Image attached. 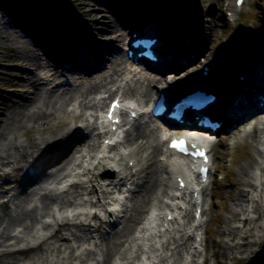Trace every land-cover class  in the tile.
Masks as SVG:
<instances>
[{
	"label": "rangeland",
	"instance_id": "1",
	"mask_svg": "<svg viewBox=\"0 0 264 264\" xmlns=\"http://www.w3.org/2000/svg\"><path fill=\"white\" fill-rule=\"evenodd\" d=\"M29 1L30 0H0V111L1 108H4V110H2V117H6L9 114L11 106L16 105L19 101L17 92L19 87L14 86V84H18L21 71H18L12 66L13 64L19 65L17 62L18 59L12 57L14 56V53H16L14 49H18L16 43L12 39L13 32L19 37H24L28 41L30 40L44 60L48 61L50 64L57 65L55 62H51L48 56L44 55L45 53L43 54L41 52V49L33 37L29 36L28 33L24 32L20 27H18V22L21 21L22 18L18 17L17 22L14 20L15 17H17L19 14L27 13L32 15L33 18H28L29 20L32 19L31 21L35 23V25L32 26L33 29L31 28V30L36 33L37 30L41 31L39 32L42 36L41 39L48 51L60 50L59 44L63 42L65 53H73L71 49L65 48V43H68L75 48H77V43H79L81 45H78V47L83 46L82 49L84 51L82 50V52L86 56L88 55L87 58L89 60L91 58V53L93 50H95L93 48L95 47V38L92 36L91 32H94L95 34L97 31H104L106 33V21H104L105 17H101V15L99 16L98 14V20L95 26H93V19L86 16V12L80 8V4H78L77 1L41 0L44 5L42 11L39 8H33L31 5H29ZM146 1L147 3L145 0H132L133 5L131 4L130 7H134L135 4L143 3V7L147 12H149L150 9H155L154 6L158 5L159 9L157 10V14L154 16V22L157 24H164L165 22L168 23L169 18H171L170 15L174 13L177 18H180L182 22L184 20L186 23L187 29L184 31L187 32V30H193L195 32L194 35L196 41L203 39L202 42L205 43V47H203L204 51L202 54V61L199 64L194 63L190 66H187V68L182 73H179L180 75L176 77V82L172 84L170 88H174L178 84H184V87L182 88L184 89L190 82H196V79H193V81H190V79L194 78L195 75H198L202 62L204 63L214 58L218 60V66L217 69H215V74L218 73V79L221 78L222 82H224V86H227L229 81H232L235 77L234 74H236L238 71L236 59L243 53L248 54L250 50L252 51L251 48H246L245 45L241 44L243 41L251 44L253 40H256L255 44H257V48L260 51V60L258 64L260 66L263 63L264 0H246L240 8V11L234 13V17L228 18L230 21L225 18V13L229 11V9L226 8V5L231 4L233 0H165L167 1V7L170 9L171 13H169V11L167 12V9L163 10L166 8V3L164 1ZM117 3L118 2L114 0L113 2L110 1L108 4L116 5ZM15 4L18 5L19 12H16V10L13 11L16 6ZM8 8H10L13 13L7 12ZM91 9L96 11L100 10L95 5H92ZM59 10L65 15L67 14L66 17L75 27L77 31L76 36H78L77 43H70L65 39V35L66 37H69V32L61 26L54 15V13L59 12ZM47 12H49L51 16H49ZM230 13L231 11H229V14ZM151 16L152 15L146 13L144 19L134 23L137 26L142 24H152ZM42 18L46 19L45 21L48 22L47 25H43V29L40 28L41 26L36 24L39 23V21L46 24ZM182 22L180 21L179 24L183 26L184 24ZM191 23L194 24L195 28ZM167 31H170V29L168 28ZM198 32L203 33L201 38H197ZM2 33L7 37L3 39ZM54 34H56L57 37H60V43L55 38ZM176 42H174L175 45ZM107 45L108 44L104 43V50L108 48ZM114 49L116 48L114 47ZM85 51L88 52L86 53ZM111 53L113 54L114 52L112 51ZM73 54H77V52ZM219 55H222L223 59L218 57ZM18 57L21 58L22 56ZM90 61L95 62L92 60ZM248 69H250L249 65ZM63 70H65L63 71V75L67 78L70 76H68L67 73L75 75L82 74V71L78 69L68 70L63 68ZM127 72L128 70H126L119 77L114 76L113 83H105L104 87L106 90H112L116 85H120L126 91L129 89L140 91L142 87L147 85L143 74L138 76L140 77L139 80H137V76L135 79L129 80L131 75L128 76ZM125 79H128V82H126ZM218 79H216L217 82ZM63 82H68L69 84L66 85L68 87H71L72 85L71 80L66 78L63 79ZM222 82H220V85L218 86H221ZM40 84H42L41 86L43 88H51V85L46 86L44 81H42ZM102 90L103 89H101V91ZM96 93L97 92L90 93L89 97H87V99L84 101V104H86V102H94V105H96L95 108L86 107V109H81L82 99L75 97L76 99L71 102V105L62 108L61 110L58 109L57 114L59 116H63L64 111L71 114H76L80 111L84 113L85 118H88V116L93 112H96V110L99 111L103 105L102 101L98 100L100 94L98 95ZM128 96L132 97L131 95ZM132 98L135 99L136 97L133 96ZM55 107L58 108L57 105ZM49 110L52 111L53 109L49 108L47 109V112ZM88 122L89 121L86 119L85 123L88 124ZM252 125L253 124H243V126L235 130L236 133H232L228 135V137H224L222 134L219 137L221 140L218 141V147L213 154L214 174L212 177V182L211 184L205 186V188H203L200 192L202 193L201 197L203 203V217L201 223L199 224L200 226L197 227L199 230H196L195 234L197 232V234L200 233V235L202 234V236H204L201 237V244L199 245L198 250L194 251L195 249H193V239L195 235L193 233V227L191 224L193 208L188 195H185L184 200H182L184 210L180 212L178 218L175 220L172 228L169 231H161L160 224L158 222H156V224L152 225L150 228H148L147 224H144L146 222L145 215L152 211L151 209H156L158 211L157 213H164V211L166 213L165 205L168 203L166 200L169 201L168 198H170L172 195L173 182L172 178H170V175H167L165 171H163L159 172L162 182L156 187V191L161 193L162 186L164 185L166 194L161 196L160 200L153 198V200L149 202L147 208L142 210L139 217L140 221H138L136 224L131 235L125 236L120 240L121 243H124L120 248L125 249L126 252L121 250L124 255L121 252L120 255L117 253L112 255L109 264H139V261L145 260L142 256V253H145L143 250H147L149 252V254L146 256L147 264H152L155 262L173 264L175 263V257L173 254H176L177 252L181 254V261H179L181 264H246L256 253V251H258L264 244V119L262 120L261 124L256 123L255 125L254 123V125ZM253 129H255L254 135L250 137L249 133ZM15 132L16 135L13 143H16L17 146L23 145L24 147L27 141L33 138L37 141H40L41 138L50 139L48 134L38 137L37 134L34 135L33 133L26 132L23 129H18ZM83 132L84 131H82V133ZM91 133L93 135L95 134L94 129ZM8 138H10V136ZM139 141L140 140L134 142V144H132V142L123 143L122 148L125 154H129L131 152L136 154V159L138 157V161L135 159L132 161H134L136 165H140L142 167L144 166L142 157L145 156L146 153H143V151L137 147ZM100 142L101 138L96 140V146H98ZM93 150L92 152L91 150L86 149V147H81V149L75 153V156L72 161H70L69 165L66 166L64 170H62L61 175L55 182L51 183V181H49L47 184L42 185L40 193H51L57 196L58 199L55 203L50 205V217L45 215L38 220V223L35 225L33 232L34 234H41L39 229L43 223L49 224V231H52L55 228L53 226L55 220L60 221L62 218L66 217L71 222L83 221L85 220L86 214L90 215L93 212L98 213L96 215L97 217L95 218H99L100 221L105 220L107 224L113 226L112 230H110L107 226L100 224L99 232L104 237L120 229V226L116 227V225L113 224L115 222L116 215L114 217L111 216L107 210L113 204L115 205L114 207H117L115 202L112 200L118 201L125 198L124 201H121L119 204L124 203L123 210L126 211L127 214L133 204V191L136 188V185L141 184V179L136 180V176L135 184L131 186L128 183L125 186H121L122 189H120V192H117L116 189L113 190L108 185L101 187V183L99 184L95 181H91L90 183L95 185L96 190L95 193L93 190L90 193L89 190L91 189V185L90 183H87V177L90 176L87 174V169L91 170L95 163L94 155L96 147ZM120 157H122L121 160L123 161L121 163L125 169V165L129 159V156L121 154L118 151L117 159ZM44 158L45 160L43 162H47L50 157L47 155ZM156 159L157 156L155 157V161ZM81 161H85L84 166H80ZM248 161L249 167L247 170V175L249 177L247 180H249L251 184L255 186L253 189H251V186L249 187L246 185H242L240 187L237 186V182L239 181L237 168L241 164L247 163ZM5 165H0V172L1 169L5 168ZM120 167L122 168V166ZM30 168V166L26 167V170L29 172V174L31 173L29 171ZM107 168V166L102 164L93 170V173L99 175L98 178L102 179L103 175L107 174L104 173L108 171ZM143 169L145 168L143 167ZM218 175L222 176L221 180L217 179ZM36 176L37 175L32 177L27 176L24 178L23 176H19V173L15 175V173L11 172L9 177L6 179L0 177V221L3 219L6 220L8 214H10L14 207L18 204L19 201L16 199L15 195H19L21 192V187H25L29 190H32L35 187L36 188L34 190L37 189V185H34L35 181L37 180ZM116 177V174H114V178ZM15 179L16 182H13ZM30 181L31 184H29ZM73 182H82L83 187H85L87 192L83 191L79 196L65 193L64 191L67 190V186ZM105 184H109V180ZM131 187L132 191L130 194H128L125 191V188L129 189ZM239 189L248 198L257 200L254 202H238L235 195L238 193ZM101 192H104L106 197L105 200H101ZM259 195L261 196L259 197ZM97 197L100 199V203L98 205L93 206L88 202L97 200ZM61 200H70L72 201V204L61 207L59 204ZM99 206H104V208ZM231 209H235V211L240 214V218L247 216L251 219L259 216V219L256 221L254 220V222H250L246 226H243V224H241V222L238 220L229 221V213ZM51 214L53 215V218H51ZM73 214L78 215V219H73ZM124 214L125 212H121L117 216H119L118 218H121L124 216ZM95 220L96 219H91L90 223L92 225H95L96 222L100 223V221L95 222ZM110 220L112 223H110ZM245 228H250L247 231H249L250 234H254V236L249 238V241L252 243L249 245V247L242 249V251H244L243 253L237 254V252L240 251L238 247L244 242L239 237V233ZM231 229L235 231V235L232 236V239L231 235L229 236V230ZM17 231L18 229H16L13 233H17ZM71 232H65L62 236L68 237V242L74 246L75 250L73 252V258L71 255H69V249H64L62 247V251L59 255L52 254L53 256H51L49 253H47L49 255L46 256L45 254L42 258H38L37 256H35V258H31L32 253L34 252L33 250L3 255L0 257V264H96L97 261L101 260V253H103L102 246L96 237L97 234L93 232V230L90 231V235L92 236L90 240L85 239L84 241L80 242H75V239H73V236H71ZM75 233L79 235L82 234L80 232ZM30 239L31 238L25 237L22 241L16 242L15 245H11L12 242L9 241H4L3 243V240L0 239V252L6 250L7 248H10L12 251L26 249L27 246H31L33 244L32 242L34 240ZM221 252L222 256L220 255ZM88 253L90 254L88 255ZM67 257H69L68 260H66ZM79 257H83V259L79 260ZM204 259H206L205 262Z\"/></svg>",
	"mask_w": 264,
	"mask_h": 264
},
{
	"label": "bare ground",
	"instance_id": "2",
	"mask_svg": "<svg viewBox=\"0 0 264 264\" xmlns=\"http://www.w3.org/2000/svg\"><path fill=\"white\" fill-rule=\"evenodd\" d=\"M74 1H77V3L80 4V8L86 12V16L88 18L93 19V26H95L98 20V14L99 16L101 15V17H105L104 21H106V33L104 31H97L95 34L94 32H91L92 36L95 38V47H93L95 50H93V52L91 53L90 60L95 61L96 64L95 62H91L87 58L88 55L86 56L82 52L83 46L78 47V45L81 44L77 43V31L70 20L66 17L67 14L65 15L62 11L59 10V12L54 13V15L56 16V20L61 24L63 28H65L69 32V37H66L65 35V39L70 43H77V48L69 45L68 43H65V48L71 49L73 53L77 52V54H66L64 50V44L63 42H59L60 37H57L56 34H54V36L60 43V50L48 51L41 39L42 36L39 33L41 31L37 30L36 33L31 30V28L33 29L32 26L35 25V23L31 21L32 19H28L33 18L30 13L19 14L14 19L15 21H17L18 17L22 18V22L17 21L19 23L18 27H20L24 32L28 33L29 36L33 37L37 42L39 48L41 49V52L43 54L45 53L44 55L48 56L51 62L53 61V63H57L58 67L57 65L50 64L48 61L44 60V58L40 56L38 50L34 47L30 40L28 41L24 37H19L14 32L12 33V39L16 43L18 48L14 49L16 53H14V56L12 57L18 59L17 62L19 64H13L12 66L18 71H21V74L19 75L20 79H18V84H14V86L19 87V90H17L19 101L16 105L11 106L9 114L6 117H2V110H4V108H1L0 111V165L3 166L6 162L5 168L1 169L0 177L6 179L9 177V174L11 172L15 173V175L19 173V176H23L24 178H26L27 176L32 177L37 175V180L34 183L35 186L37 185V189L34 190L36 188L35 187L34 189L29 190L25 187H21V192L19 193V195H15L16 199L19 201L18 204L14 207L12 212L8 214L6 220L3 219L0 221V239L3 240V243L4 241H9L12 242L11 245H15L16 242H20L25 237H28L31 238L30 240H34L32 242L33 244L31 246H27L26 249H18L15 251L7 248L6 250L0 252V257L11 253H20L28 250H33L34 252L32 253L31 258H35V256H37L38 258H42L45 254L46 256H48L49 254L51 256H53L54 254L59 255L63 247L64 249H69V255H71L73 258V252L75 248L68 242L69 238L63 237L62 235L65 232H80L82 233L81 235L76 234L75 232H71V236H73L75 242H80L84 241L85 239L90 240V238H92V236L90 235V231L93 230V232L97 234L96 237L98 238L103 251V253H101V260L97 261L96 264H109L112 255H115V253L120 255L121 250H123V252H126L125 249L120 248L121 245L124 244L121 243L120 240L125 236L131 235L132 231L135 229L136 224L138 223V221H140L139 217L142 210H145L147 208L149 202L153 200V198L160 200V197L166 194L164 185L162 186L161 193H158L156 191V187L162 182L159 174V166L155 161V157L160 150V145L157 138L159 133L161 134L162 132L159 130V127H157L155 132H153L142 129L139 123H134L131 128L127 130L126 142H132V144H134V142L140 140V144H137V147L141 149L143 153H146L145 156L142 157L145 169L140 170L138 173V176H140L141 178V184L136 185V188L133 191V204L130 211L126 214V211L121 210V212H125L124 216L121 218H118L119 216H116L115 218V222L113 224H115L116 227L120 226V229L104 237L99 232L100 224L107 226L110 230H112L113 226L107 224L105 220L100 221L99 218H95L97 217L95 214H86L85 220L78 222H71L66 217L62 218L60 221L55 220L53 223V226L55 228L52 231H49V224L43 223L41 224V227L39 229V231H41V234L37 235L33 233L35 225L38 223V220L41 217L45 215H48V217H50V205L55 203L58 199L57 196L51 193H40L42 185L47 184L49 181H51V183L55 182L61 175L62 170H64V168L69 165L70 161H72V159L74 158L75 153L79 151L81 147H86V149L91 151L96 147V140L98 136L95 134V136H92L90 132H88L89 134L85 132L81 133L78 130L77 125L81 126V128H83V131H92L94 128H96L94 126H99L98 121L102 122L101 115L98 113L96 114L95 112L90 114L91 116L89 115L88 118H85L84 113L80 111L76 114H71L64 111V115L59 116L57 114V110H61L62 108L71 105V102L76 99L75 97L82 99L83 105L81 104V109H86V107L95 108L94 102H86V104H84V101L92 92H97L96 94L98 95L100 93H107L108 90H105L106 88L104 87L105 83H111L114 81V76L119 77L123 74L122 69L128 65L127 60L123 54V47L127 42V36L132 30V27H137L134 22H139L144 19L146 13L152 15V27L153 29H157V31L159 30V33L157 32V34L161 41V52H164V49H170V53L173 55L171 59L164 58L159 64L158 69H160L161 71L164 70V72H166L162 74L159 73V76L161 78H154L151 76H147L148 74H144V79L147 83L145 87H142L140 91L129 89L128 91L122 93L124 98H132L133 96L136 97V99L141 104H146L153 96L158 95L159 92H164L169 98H173L176 91L178 89H181V86H183L184 84L176 85V88L173 90L169 89L170 86L176 82V77H178L180 75L179 73H182L187 68V66H190L194 63L199 64L202 61V54L204 51L203 47H205V43L202 42L203 39H199V41H196V39L194 38L195 32L193 30H187V32L184 31L186 23L184 22V20L182 22L180 18H177L174 13L170 15L171 18H169L168 23L165 22L164 24H157L156 22H154V16L157 14V10L159 9L158 5L154 6L155 9L152 8L149 10V12H147L143 7V3L135 4L134 7H130L131 4L133 5L132 0H116L118 2L116 4L117 6L115 4H108L110 3V1L113 2L114 0ZM158 1H164L166 3V8L163 10L167 9L166 11H169V13H171L170 9H168L167 7V1ZM145 2L147 3L146 0ZM29 5H31L33 8H39L41 11L44 7L41 0H30ZM92 5L97 6L100 9L97 10L99 12H97L96 10H92ZM232 5L234 6V4ZM15 10L16 12H19L18 5L15 6V9L13 11ZM7 12L13 13L10 8H8ZM47 14L51 16L49 12H47ZM42 19L44 21L46 20L44 18ZM180 21L184 24L183 26L179 24ZM45 22L46 24L39 21V23L36 24L41 26L40 28L43 29V25L48 24L47 21ZM192 26L195 28L194 24H192ZM168 28L170 29V31H167ZM136 29L139 30V28ZM148 30H150L149 27ZM202 36L203 33H197V38H201ZM5 37L7 36L2 33V38L4 39ZM185 40H189V42L186 43ZM255 41L256 40H253L251 44L243 41L241 44L245 45L246 48L252 49L251 58L254 60L253 62L258 63L260 60V51L257 48V44H255ZM174 42H176L177 45H181L177 47ZM104 43L108 44V48H106L105 50V47L103 46ZM114 47L116 49H114ZM88 51L85 52L87 53ZM112 51L114 52L113 54L111 53ZM18 56L22 57L19 58ZM188 56H191V58H188ZM251 64L253 63L250 62V65ZM63 68L68 70L78 69L82 71V74L75 75L67 73L68 76L70 75L67 78L63 75V71H65L63 70ZM41 73L44 77L41 75ZM172 73L173 75L171 76ZM252 76L254 75L251 74L244 81H242L243 83H247L240 86L241 88H245V90H240L237 87V91H230L229 87L234 85L231 80L229 81V84L224 88L227 89V92H229L230 95L226 98V102L217 107H221L218 111V114L220 116L217 117H219L223 121L225 127H230L235 121L242 118L241 121L239 120L240 123L238 124L237 128L230 129L232 131L230 134L236 133L235 130L243 126V124H251L253 123V121L255 123L261 124L262 120L264 119V108H258V113L255 112L258 115H255L252 112L247 113L245 111L240 117L238 115V113L242 112L243 108L246 107L247 104H253L252 102H250V100L254 99L256 94H253L252 91H258L262 88L260 87L261 85H256V82L248 80L256 78ZM64 78L71 80V87L66 86L69 83H64ZM139 78L137 80H139ZM193 79L199 80V82H201V78L199 76L195 75V77L190 79V81H193ZM42 81L45 82L46 86L51 85V88H43L41 86L42 84H40ZM242 82H240L239 84H241ZM101 89L103 90L101 91ZM222 91L220 92L221 99H223ZM238 91L243 92L242 95H240ZM128 95H131L132 97ZM221 99H219L217 103H219ZM235 100L237 101L236 104H234ZM56 105L58 106V108L55 107ZM210 107L211 106L205 108L204 110L209 111L214 106L212 108ZM49 108L53 110H49L47 112V109ZM253 111H255L254 108ZM65 113L67 114V116ZM249 117H251V119L244 121ZM86 119L92 124L88 125L86 123V125H84L83 123H85ZM18 129H23L24 131L31 132L34 135L37 134L38 137L48 134L50 139L41 138L40 141H37L33 138L27 141L24 147L23 145L17 146L16 143H13V140L15 139L16 135L15 131ZM254 132L255 129L250 131L249 136H253ZM9 136L10 138H8ZM217 146L218 141L213 142L210 152H213L214 154ZM101 149L103 150V153H106L104 149L107 148L102 147ZM108 150H111V148ZM47 155H49L50 157L49 160H47V162H43L45 160L44 157ZM131 157L136 160V154L131 153ZM110 159L107 158L106 160L111 161ZM120 161L122 162L123 160H121L120 158ZM111 162L114 163V161ZM121 162L117 161L116 165L119 164L123 166ZM99 164L100 162H97L94 167L98 166ZM27 166L31 167L29 169V171L31 172L30 174L26 170ZM248 167L249 161L247 163L241 164L237 168V175L239 177L237 186L240 187L242 185H246L249 187L251 186V189H253L255 186L251 184L249 180H247V178L249 177L247 175ZM211 168L214 169L213 161L211 164ZM125 170L127 172V169ZM92 171L93 170L91 169L87 173L88 176H91V178L87 177V183H90L92 179L95 182L99 183V180L97 179L98 177L94 175ZM175 173L176 176H183L180 170H177ZM13 182H16V179ZM129 182L133 184V176H131L130 174H125V176H123L119 180V185L125 186ZM29 184H31V181L29 182ZM90 185V193L92 192V190L95 193V186L92 185V183H90ZM113 188L116 189V187ZM83 191L87 192V190H85V187H83V183L80 182L71 184L64 192L73 194L74 196H79ZM117 191L120 192L119 187ZM174 191L178 192L176 187ZM235 196L238 202H254L257 200L248 198L240 189ZM260 196L261 195H259V197ZM105 198L106 197L104 195V192H101V200H105ZM88 202L93 206L98 205V200L96 202ZM59 204L61 205V207H64L67 205H71L72 201L61 200ZM122 206L124 205H120L121 208ZM198 207L201 209V218L203 217V205H201V207L196 206V208L195 206H192V227L194 226L193 214L196 213V209ZM165 209H168L167 205H165ZM51 218H53L52 214ZM73 219H78V215H73ZM91 219H96L95 222L100 221V223L96 222L95 225H92L90 223ZM258 219L259 216L251 219L247 216H243L242 218H240V214L235 211V209H231L229 213V221L238 220L241 222V224H243V226H246L250 222H254V220L256 221ZM156 221H158V223L161 222L157 219ZM16 229H18L17 233H13ZM248 229L250 228H245L239 233V237L244 242L241 244V246L238 247L240 251L237 252V254L243 253L244 251H242V249L249 247V245L252 243L251 241H249V238L254 236V234H250L249 231H247ZM230 235L232 239V236L235 235V231L232 229L229 230V236ZM123 252L121 253L124 255ZM89 254L90 253H88V255ZM220 255L222 256V252ZM173 256L175 257V263L173 264H181V262H179L181 261V254L177 252L176 254H173ZM68 258L69 257H67L66 260H68ZM81 259H83V257H79V260ZM205 260L206 259H204V262ZM158 264L163 263L159 262Z\"/></svg>",
	"mask_w": 264,
	"mask_h": 264
},
{
	"label": "snow or ice",
	"instance_id": "3",
	"mask_svg": "<svg viewBox=\"0 0 264 264\" xmlns=\"http://www.w3.org/2000/svg\"><path fill=\"white\" fill-rule=\"evenodd\" d=\"M117 106H118L117 103L114 102L113 105H112V109L114 110ZM109 119H112V110L109 111ZM170 146L173 147V148L178 149L181 152H187V149L185 147V142L182 141V140L181 141H172ZM196 155L204 157V152L203 151H199V152L196 153ZM205 160H206V157H205ZM202 171H205V170L202 169Z\"/></svg>",
	"mask_w": 264,
	"mask_h": 264
},
{
	"label": "water",
	"instance_id": "4",
	"mask_svg": "<svg viewBox=\"0 0 264 264\" xmlns=\"http://www.w3.org/2000/svg\"><path fill=\"white\" fill-rule=\"evenodd\" d=\"M247 264H264V245Z\"/></svg>",
	"mask_w": 264,
	"mask_h": 264
}]
</instances>
